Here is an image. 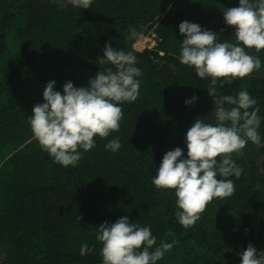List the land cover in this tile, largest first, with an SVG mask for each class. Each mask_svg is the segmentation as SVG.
Here are the masks:
<instances>
[{"label": "trees", "instance_id": "trees-1", "mask_svg": "<svg viewBox=\"0 0 264 264\" xmlns=\"http://www.w3.org/2000/svg\"><path fill=\"white\" fill-rule=\"evenodd\" d=\"M238 2L90 0L87 8L59 9L46 0H0V264H102L95 227L124 215L150 225L157 243L176 242L156 264H240L249 243L264 250V119L262 144L249 141L231 154L243 169L239 179L229 177L235 191L209 201L193 225L177 221L174 191L151 182L163 155L185 148L195 118L214 121L212 86L179 61L178 25L188 20L208 29L214 19L218 39L235 42L223 11ZM133 28L154 34L155 46L133 50ZM106 43L137 57L138 96L121 103L118 131L94 137L75 166H62L33 137L28 116L43 102L48 81L61 91L66 81L87 86L99 70L113 67L97 62ZM246 51L261 67L215 88L225 95L248 90L264 118V49ZM194 94L198 99L186 106ZM116 137L121 148L106 151ZM82 243L95 248L81 256Z\"/></svg>", "mask_w": 264, "mask_h": 264}, {"label": "clouds", "instance_id": "clouds-1", "mask_svg": "<svg viewBox=\"0 0 264 264\" xmlns=\"http://www.w3.org/2000/svg\"><path fill=\"white\" fill-rule=\"evenodd\" d=\"M83 8L90 0H73ZM225 25L231 26L235 42L218 39L220 35L201 25L183 20L178 31L183 39L179 61L194 69L196 77L212 86L214 109L210 119L195 118L184 134V146L167 151L151 176L158 189L173 190L177 221L184 227L200 219V213L214 197H227L235 191L234 181L243 172L232 158L251 141L260 146L258 131L262 118L256 99L246 89L231 95L217 94L215 86L231 84L261 67L259 57L246 49H264V0H239L238 5L223 11ZM223 29H221V32ZM140 35L130 29V38ZM99 64H111L90 78L87 86L76 87L66 81L62 91L51 80L44 86L43 102L33 105L28 123L33 137L54 162L75 166L82 152L91 150L99 136L107 138L120 128L123 116L121 103L135 101L140 88L142 69L132 52L105 44ZM198 97L185 99L191 105ZM119 137L108 139L106 151L121 148ZM219 157V159H217ZM95 239L101 245L102 264H156L174 244L152 234L150 225L130 222L124 215L114 222L105 221L95 227ZM95 248L82 243L79 254L84 256ZM240 264H264V250L249 243L239 253Z\"/></svg>", "mask_w": 264, "mask_h": 264}, {"label": "rangeland", "instance_id": "rangeland-1", "mask_svg": "<svg viewBox=\"0 0 264 264\" xmlns=\"http://www.w3.org/2000/svg\"><path fill=\"white\" fill-rule=\"evenodd\" d=\"M47 3L55 5L59 9H63L69 5H73V0H46ZM208 29H215L216 27V21L214 19H210L209 24L207 25ZM140 37H144L143 41L137 42L138 38L133 43V50L135 51H143V50H149L151 48H148L150 41H147L149 38V35H139ZM138 36V37H139ZM148 38V39H147ZM144 42V43H143ZM256 163L259 164V160L256 159ZM3 253L0 250V260L3 257Z\"/></svg>", "mask_w": 264, "mask_h": 264}, {"label": "built area", "instance_id": "built-area-1", "mask_svg": "<svg viewBox=\"0 0 264 264\" xmlns=\"http://www.w3.org/2000/svg\"><path fill=\"white\" fill-rule=\"evenodd\" d=\"M148 38H147L148 39L147 41H150L148 48H153L155 46V39H156V37H155L154 34H151V35L148 36ZM143 40H144V37H140L139 36L137 42H140V41H143Z\"/></svg>", "mask_w": 264, "mask_h": 264}]
</instances>
